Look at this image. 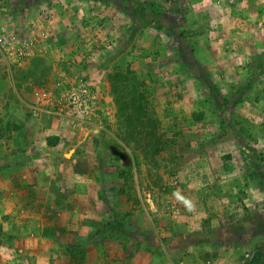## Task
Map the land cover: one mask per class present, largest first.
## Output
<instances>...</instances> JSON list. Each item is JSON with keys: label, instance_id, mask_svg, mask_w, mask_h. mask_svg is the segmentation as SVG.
<instances>
[{"label": "rangeland", "instance_id": "obj_1", "mask_svg": "<svg viewBox=\"0 0 264 264\" xmlns=\"http://www.w3.org/2000/svg\"><path fill=\"white\" fill-rule=\"evenodd\" d=\"M85 1L75 51L52 37L30 74L0 55V183L23 186L2 172L31 158L33 185L59 189L73 172L68 191L42 196L50 244L32 263L264 264V0H131L138 25ZM13 2L0 0V31L21 29L3 28ZM64 50L110 58L108 101L81 126L30 107L34 88L82 74Z\"/></svg>", "mask_w": 264, "mask_h": 264}, {"label": "crops", "instance_id": "obj_2", "mask_svg": "<svg viewBox=\"0 0 264 264\" xmlns=\"http://www.w3.org/2000/svg\"><path fill=\"white\" fill-rule=\"evenodd\" d=\"M137 1L138 0H136V2ZM137 4L139 3L137 2ZM135 8L136 3L131 2V0H128L127 3L108 0V2H105V4L102 5V12L111 16H115L114 14H121L126 19L124 20L126 23L138 25L139 20L135 16H138L139 13L135 11ZM88 10L85 0H14L13 5L9 6V8L7 7L6 13H3V15H5L3 22L5 19L6 23L9 24L4 25L3 28H14L19 26L22 29L23 23L18 17L19 14H22L25 15L26 18H32L37 24L42 38V52L48 49L47 47L50 45L48 42L52 37L59 39L62 44L61 46L66 47L67 49L72 48L75 51L77 44L73 41V37L70 38V25L72 22L73 24H77L78 22H81L82 18H86L93 14V10ZM48 11L54 13L53 20L47 18ZM16 18L18 20H16ZM48 20L52 23L50 26H48L49 24H46ZM8 21H10V23ZM19 22L21 24H19ZM98 29L100 30L101 27ZM69 51L70 50L62 51L65 53L62 58L67 59L71 66L78 65V63L76 64L74 62V57L77 58V61L82 60V62H79L80 66H82L80 70L82 74L78 75L89 82L97 84L105 92L103 103H106L109 98L110 86L109 82L105 79L106 72L104 66L107 65L110 58H99L100 60L97 59V62L94 65V62L91 60L89 61V59L85 60L84 58H81L78 52L71 53V51ZM67 52L68 54H66ZM96 58H98V56ZM59 61L57 55L55 59L49 60L54 68H56ZM18 65H21L24 69H29L26 74L32 72V60L26 59ZM91 130L92 129L87 127L83 129L82 133H80L83 137L82 141H84L85 144L90 141ZM31 147L28 152L29 156L35 155L33 152L34 148ZM29 163V165H26L25 163L22 164L23 170L21 173H16L15 170L8 171V169H6V172H2V175H7L5 176V180L12 178L11 183L13 184L15 181L14 178L18 179L21 175L20 177L24 179V184L23 186L19 185L15 188V186H11L8 181H4V185L0 183L2 189H5L8 193L12 194L10 199H6L5 197L0 198V205L7 211L6 215L0 216V264H33V259H35L38 254L42 253L41 249L46 247V244H50L48 241L50 237L48 233L50 230L48 225H51L50 223L52 219H50V214L46 210L48 207L47 198L42 196L50 192L52 189L58 190V193L66 192L70 189V183L73 181V172H70L66 174V176L68 175L69 177L68 182L65 179L62 180L59 189L58 186L54 187L49 182L33 185V176L39 175L42 169L31 165L32 158L29 159ZM64 170L65 169H63V173ZM56 176L59 177L60 175L56 174ZM27 181H30L32 185ZM32 188L34 192L39 194L37 195L38 198L32 194ZM11 205L15 209H12ZM38 206H40L41 211L36 214L34 210ZM56 233L59 232L56 231ZM48 249L49 248H46V250ZM26 255L27 257H25Z\"/></svg>", "mask_w": 264, "mask_h": 264}, {"label": "built area", "instance_id": "obj_3", "mask_svg": "<svg viewBox=\"0 0 264 264\" xmlns=\"http://www.w3.org/2000/svg\"><path fill=\"white\" fill-rule=\"evenodd\" d=\"M42 38L37 24L30 18L22 29L0 31V55L6 64H20L29 56L42 52ZM63 76V75H59ZM105 92L83 77L67 80L59 77L54 86H39L32 92L30 105L34 115L45 119L69 118L75 126L88 122L102 107ZM161 264H172L166 261Z\"/></svg>", "mask_w": 264, "mask_h": 264}]
</instances>
